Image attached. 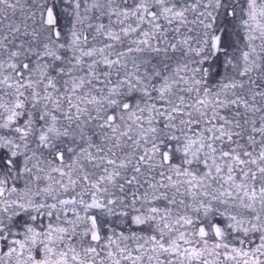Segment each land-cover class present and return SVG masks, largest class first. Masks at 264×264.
I'll list each match as a JSON object with an SVG mask.
<instances>
[{
    "label": "snow or ice",
    "instance_id": "1",
    "mask_svg": "<svg viewBox=\"0 0 264 264\" xmlns=\"http://www.w3.org/2000/svg\"><path fill=\"white\" fill-rule=\"evenodd\" d=\"M0 264H264V0H0Z\"/></svg>",
    "mask_w": 264,
    "mask_h": 264
}]
</instances>
